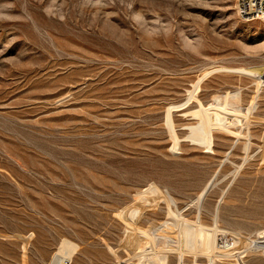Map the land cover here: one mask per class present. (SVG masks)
<instances>
[{
	"label": "rangeland",
	"instance_id": "374dc122",
	"mask_svg": "<svg viewBox=\"0 0 264 264\" xmlns=\"http://www.w3.org/2000/svg\"><path fill=\"white\" fill-rule=\"evenodd\" d=\"M237 5L0 0V264H210L214 226L245 241L215 264H264V22ZM239 90L242 133L205 128Z\"/></svg>",
	"mask_w": 264,
	"mask_h": 264
},
{
	"label": "bare ground",
	"instance_id": "6f19581e",
	"mask_svg": "<svg viewBox=\"0 0 264 264\" xmlns=\"http://www.w3.org/2000/svg\"><path fill=\"white\" fill-rule=\"evenodd\" d=\"M237 6H239V5H237ZM252 19H254V18H252ZM262 22H264V20H262ZM263 48H264V44H263ZM256 70H249V71L253 72L254 75H256L257 73L260 72V70H257V71ZM256 82H258L259 85H263L264 84L261 81L260 77H257V81ZM240 95L241 94H240V90H239V92H233V93L230 92L228 94L225 93V95H220L219 94L216 97H214V101L212 102L210 108L209 109H205L203 112H201L202 113L203 125L206 126L205 128H211V129H214V130H229L230 128L234 127L235 129H238L239 134H240L242 129L245 127V123H244V121H242L243 118L241 116L243 108H242V106L240 104V101H239L240 100ZM251 109H252V107H250L249 110H251ZM245 120H246V118H245ZM248 148H249V146L246 145L245 149H248ZM240 167L241 166H239V168ZM205 192H206V189L203 190V193L200 195V198L205 194ZM196 225L197 226H195L196 227L195 230L196 231L198 230L197 233H199V236H200V235L203 234V232H204L203 229L204 228L202 229L200 221H199V223L196 222ZM216 225H217V223H216ZM208 230H209L208 236H209V239H211V248H212V249H210L211 251L210 250L208 251V257L210 259V264H215L217 259L219 258L218 252L216 253L213 250V248H214L213 246L216 247L218 244H221L222 246H225V248H226V247H229V246L233 247V246H235L237 244H241L242 242L245 243L244 236H241L240 233H236V232L234 233L231 230H223V235H222L223 239H222V242L220 243L218 241V232L221 233L222 230L220 231L217 228V226H214L212 229H208ZM229 234L232 237H231V239L228 240V239H226L227 237L225 238V236L229 235ZM128 235L133 237L134 240L135 239H136V241L138 240L139 242L143 241L145 239L149 240L151 238L150 234L148 232L140 233V232H132V231L128 230ZM256 238H257L256 240L252 241V243H254L253 244V247H254L253 250L261 251L264 254V229L258 230L256 232ZM198 240H200V239L198 238ZM198 240H197V242H198ZM128 244H130V242ZM165 246H166V244H165ZM220 246H219L218 250H220V251L223 250L224 251V249H221ZM139 247H141V246H139ZM163 247H164V245H163ZM205 247H208V245H206ZM209 248L210 247H208L207 249H209ZM216 248H215V250H216ZM138 250H139L138 252H140L139 253V258H140L139 262L141 261L140 262L141 264H150V262L148 263V261L150 259H154L155 257H157L156 256V251H155L156 249H152L151 251H147V250L145 251V249H138ZM160 262H161V260H160Z\"/></svg>",
	"mask_w": 264,
	"mask_h": 264
},
{
	"label": "built area",
	"instance_id": "2783aa9c",
	"mask_svg": "<svg viewBox=\"0 0 264 264\" xmlns=\"http://www.w3.org/2000/svg\"><path fill=\"white\" fill-rule=\"evenodd\" d=\"M239 11L244 17L264 20V0H239Z\"/></svg>",
	"mask_w": 264,
	"mask_h": 264
}]
</instances>
